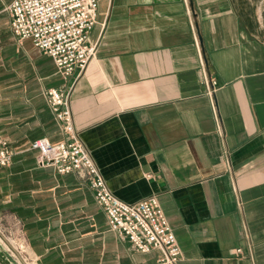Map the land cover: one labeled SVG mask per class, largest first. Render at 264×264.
Here are the masks:
<instances>
[{
	"label": "crops",
	"instance_id": "1",
	"mask_svg": "<svg viewBox=\"0 0 264 264\" xmlns=\"http://www.w3.org/2000/svg\"><path fill=\"white\" fill-rule=\"evenodd\" d=\"M260 1L98 0L89 37L96 54L68 79L10 26L0 42V134L13 160L0 168V216L23 228L35 264L160 257L111 230L83 175L38 166L35 140L71 142L50 89L72 90L76 132L111 192L129 204L159 198L181 248L178 264H264ZM200 52L218 82L212 98Z\"/></svg>",
	"mask_w": 264,
	"mask_h": 264
},
{
	"label": "built area",
	"instance_id": "2",
	"mask_svg": "<svg viewBox=\"0 0 264 264\" xmlns=\"http://www.w3.org/2000/svg\"><path fill=\"white\" fill-rule=\"evenodd\" d=\"M98 5V0H13L6 12L13 35L19 40H31L68 79L75 72H85L96 54V46L89 37L97 23ZM192 28L198 43L193 23ZM200 65L203 84L212 98L218 82L210 74L201 52ZM45 95L56 122L71 137V142L52 143L44 137L35 140L31 148L37 152L38 166L54 168L61 175L74 172L83 175L95 192L96 203L105 211L111 230L121 240L130 242L142 254L159 251L157 264H178L181 248L159 198L151 196L129 204L112 193L76 132L72 90L50 89ZM12 160L10 141L0 134V168L9 167Z\"/></svg>",
	"mask_w": 264,
	"mask_h": 264
},
{
	"label": "rangeland",
	"instance_id": "3",
	"mask_svg": "<svg viewBox=\"0 0 264 264\" xmlns=\"http://www.w3.org/2000/svg\"><path fill=\"white\" fill-rule=\"evenodd\" d=\"M12 0H0V42L12 36L6 8ZM258 22L264 32V0L258 4ZM18 222L0 216V264H35L26 234Z\"/></svg>",
	"mask_w": 264,
	"mask_h": 264
}]
</instances>
